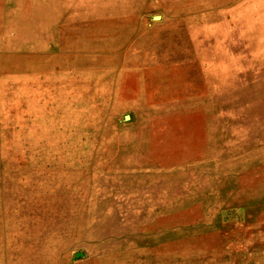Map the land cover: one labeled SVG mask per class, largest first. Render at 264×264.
Masks as SVG:
<instances>
[{
	"label": "rangeland",
	"instance_id": "obj_1",
	"mask_svg": "<svg viewBox=\"0 0 264 264\" xmlns=\"http://www.w3.org/2000/svg\"><path fill=\"white\" fill-rule=\"evenodd\" d=\"M28 1L0 0L4 27L39 12L33 38L0 37V264H264V0L233 7L255 11L234 29L245 82L161 99L143 71L188 0Z\"/></svg>",
	"mask_w": 264,
	"mask_h": 264
},
{
	"label": "bare ground",
	"instance_id": "obj_2",
	"mask_svg": "<svg viewBox=\"0 0 264 264\" xmlns=\"http://www.w3.org/2000/svg\"><path fill=\"white\" fill-rule=\"evenodd\" d=\"M250 1L254 7H258L257 5L262 0H188L186 6L173 8L172 10H174L176 13L172 14L171 18L177 19V22L176 24H173L174 22L171 21L172 25L170 23L169 28L168 23L166 24L167 26H165L167 31L169 32L168 35H172L168 36V38L167 36H154V40L158 45V47H156L155 45L154 49L159 50L154 57L158 58L163 64L156 67L146 68L143 71L145 85H158V89L155 92L151 87L148 88L147 92L150 98L156 97L161 99L170 96H177L180 93H183V95H188L189 92H191L193 89L195 90L196 86L198 87V85H222L221 89H223V85H227L225 87L227 88L230 85H239L245 82V78L248 75L246 72L247 69L244 66L240 65L241 57H239L237 53L239 40L237 39L238 34L234 29L240 23V21H242L243 24H245V19L250 21L249 15L251 13H254L255 11L249 12L248 10H245L242 19H239L237 18V16H235L236 11L234 9L235 7H249L244 4H247ZM24 3L31 5L33 2L24 0ZM19 12L21 14L17 16V18H19L20 16H31L32 18H26L27 20H21L20 18L10 20V22H8L10 23V25L7 24V26L5 27V24H0V37L9 36L14 38L12 40L17 39L19 41L24 38H33V36L29 35V33H31V30L29 28L34 25L35 20L39 16L37 15V13L39 12L35 14L31 12V15H29V12L25 11L24 9ZM3 21H5V15L0 14V23H2ZM97 32V29L86 31L82 34V38L80 40H76L75 43L79 44L82 42L81 40H86V36H88L89 34L96 35L98 34ZM167 40L176 42L179 41L178 56L181 57V60L176 61L177 63H172V61L176 60V57H165L161 52V50H165L163 49V47H165L166 43H168ZM113 41L114 46H111V48L115 49L111 50L118 51L119 49H121V47L122 50H125L127 48L126 45L131 42V39L126 38V36H122ZM122 43L124 44L122 45ZM162 43L163 47L161 49V46L159 47V44L161 45ZM67 46H71V43H69ZM107 47L103 45V49H105L104 52L108 53L110 49L109 47ZM77 49L80 50V47L78 46ZM109 57L110 56H108L105 60H101L97 63L91 60L93 66L92 76L94 78L96 77V74L93 73V71H99L98 69L101 66H104L108 68L109 71H112V69L121 62L120 56H112L108 60ZM75 58L77 59V64L80 65H84L87 60L83 59L84 61L82 60V63H80L79 60L82 57ZM28 60L30 59H23L21 57L19 60V65H21L22 67V64H28ZM172 64H174V66ZM204 66H207V69L204 68ZM101 78L103 79V84L105 85H111L113 82L116 83L115 81H112L111 73H104V77ZM23 79L25 78L18 75H12L9 76L7 80L4 81V83H9L11 85L13 83L15 84L18 82H23ZM257 84L258 83H255V85ZM167 85H177L178 89H168L169 86ZM161 87L163 90L159 91ZM201 89V91H204L205 88L201 87ZM11 91L13 92V89H11ZM30 91L26 88H23L20 94L26 95ZM29 95L28 98H30ZM28 101H30L31 103L35 102L31 100ZM30 107V111L34 109L36 110V102L35 104H30Z\"/></svg>",
	"mask_w": 264,
	"mask_h": 264
},
{
	"label": "crops",
	"instance_id": "obj_3",
	"mask_svg": "<svg viewBox=\"0 0 264 264\" xmlns=\"http://www.w3.org/2000/svg\"><path fill=\"white\" fill-rule=\"evenodd\" d=\"M134 18H137V15H135L134 16ZM134 22H137L136 20H134ZM139 22V21H138ZM122 36H126V38H128V35L126 34H124V35H121V34H119V37H115V38H120V37H122ZM115 38H113V39H115ZM130 38V37H129Z\"/></svg>",
	"mask_w": 264,
	"mask_h": 264
}]
</instances>
